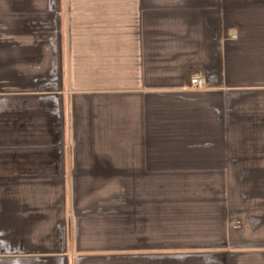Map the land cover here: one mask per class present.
<instances>
[{"label":"crops","instance_id":"1","mask_svg":"<svg viewBox=\"0 0 264 264\" xmlns=\"http://www.w3.org/2000/svg\"><path fill=\"white\" fill-rule=\"evenodd\" d=\"M0 264H264V0H0Z\"/></svg>","mask_w":264,"mask_h":264},{"label":"built area","instance_id":"2","mask_svg":"<svg viewBox=\"0 0 264 264\" xmlns=\"http://www.w3.org/2000/svg\"><path fill=\"white\" fill-rule=\"evenodd\" d=\"M191 82L195 86H201L203 83V79L200 75H194L191 79Z\"/></svg>","mask_w":264,"mask_h":264}]
</instances>
